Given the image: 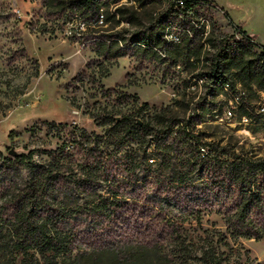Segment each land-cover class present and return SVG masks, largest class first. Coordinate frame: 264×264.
<instances>
[{"label": "rangeland", "instance_id": "374dc122", "mask_svg": "<svg viewBox=\"0 0 264 264\" xmlns=\"http://www.w3.org/2000/svg\"><path fill=\"white\" fill-rule=\"evenodd\" d=\"M122 3L128 11H137L141 23L118 17L121 21L110 22L100 34L122 33L130 38L142 24L158 20L170 8L169 0H154L146 7L137 0ZM199 5L202 20L211 23L220 37L233 34V24L241 25L264 46V0H201ZM65 13L50 14L41 0H0V184L23 187L30 182L31 170L16 162L17 154L33 156L38 164L55 162L63 178L57 194L70 212L62 226L88 231L102 222L90 212L92 199L96 203L112 199V191L120 190L132 175H146L145 147L111 131L104 118L134 116L146 121L165 109L181 119L195 116L190 128L206 144L207 152L193 142L191 156L264 157V113H256L264 101L262 92L250 94L240 85L231 91L213 88L209 92L206 77H198L206 62L196 68L179 67L168 56L129 53L107 58L97 52L93 38L69 37ZM178 22L168 18V23ZM232 90L246 93L247 120L241 116L242 106L226 116ZM204 96L210 103H199ZM203 111H209L206 121L198 123ZM91 148L104 152L107 173L92 193H84L76 182L95 170L85 158ZM148 153L158 159L154 146ZM4 201L0 194V204ZM166 207L165 215L177 222L180 242L193 251L188 257L176 254L178 264H203L198 257L207 247L215 249L221 264H264V237L235 238L219 207L199 214ZM164 230L161 238L173 248L176 234ZM23 257L20 254L19 260Z\"/></svg>", "mask_w": 264, "mask_h": 264}, {"label": "trees", "instance_id": "16d2710c", "mask_svg": "<svg viewBox=\"0 0 264 264\" xmlns=\"http://www.w3.org/2000/svg\"><path fill=\"white\" fill-rule=\"evenodd\" d=\"M137 1L140 7H146L154 0ZM184 1L183 7L177 6L176 0H169L166 15L148 25L142 24L130 38L122 33L100 34L105 27L97 26L101 13H105L107 26L112 21H139L137 11H128L122 0L41 3L50 14L68 12L63 19L65 25L73 22L79 27L85 22V39L93 38L97 52L107 58L129 53L168 56L175 65L196 68L206 62V70L198 77H206L204 85L209 92L213 88L225 90L226 86L235 90L240 85L250 94L264 93V46L241 25L233 24V34L220 37L211 23L202 21L201 0ZM169 17L178 20L177 25L168 23ZM171 34L180 35L181 42L170 40ZM203 102L210 103L209 97L204 96L199 103ZM245 106L242 117L250 116V109ZM208 112L198 115V123L206 121ZM193 119H181L171 109L156 111L146 121L134 116L104 118L105 125H112L111 131L145 147L146 175H132L129 182L119 186L120 190L112 191V199L100 196L98 203L92 199L90 212L102 222L88 227V231H70L62 226L70 212L68 204L57 194L63 178L53 166L55 162L38 164L33 156L17 154L16 162L29 168L32 177L23 187H13L12 182L0 184V194L5 196L0 204V264H178L176 254L188 257L193 251L180 242L177 222L165 215L166 206L183 214H199L217 206L225 214L235 238L262 239L264 157L223 158L205 153L191 156L193 142L206 145L191 131ZM152 146L157 160L148 153ZM85 158L95 170L76 183L84 193H92L102 174L107 173V158L99 148H91ZM110 176L106 175L107 179ZM166 228L176 234L173 248L161 238ZM20 254L24 255L21 260ZM198 258L203 264L222 263L213 247L204 248Z\"/></svg>", "mask_w": 264, "mask_h": 264}, {"label": "built area", "instance_id": "2783aa9c", "mask_svg": "<svg viewBox=\"0 0 264 264\" xmlns=\"http://www.w3.org/2000/svg\"><path fill=\"white\" fill-rule=\"evenodd\" d=\"M176 2H177V6H185V1L184 0H176ZM202 21L206 22L204 20H202ZM97 26L98 27H106L107 26L106 16L104 15V13L99 15L98 25ZM66 29L69 32V37L75 38L77 40H85V36H84V32H83L84 30H86V23L85 22H81L79 27L74 25L73 22H68V23H66ZM238 37H240V36H238ZM172 40L175 41V42H178V43L181 42L180 35L173 34L172 35ZM177 66L182 67L181 64H179ZM245 95H246L245 92H242V91L239 90L238 99H230V101H229L230 105L226 108V116H230V117L233 116V114L235 112V108L237 106L241 107V105H244L243 104V99H244ZM262 97H263V100H264V94H262ZM256 113H258V114L264 113V101L259 104V107L257 108ZM200 148H202V150L204 152H207V150L205 148V145H200ZM150 161L153 162L154 160L150 159Z\"/></svg>", "mask_w": 264, "mask_h": 264}, {"label": "bare ground", "instance_id": "6f19581e", "mask_svg": "<svg viewBox=\"0 0 264 264\" xmlns=\"http://www.w3.org/2000/svg\"><path fill=\"white\" fill-rule=\"evenodd\" d=\"M102 14V13H101ZM100 14V15H101ZM105 15V13H104ZM172 36V35H171ZM240 39V37H238ZM228 91H231L230 87L229 86H226L225 87ZM264 94V93H263ZM239 97V91H236L235 93H233V90H232V98L231 99H238ZM241 106H244V105H241ZM245 120H247L248 116H244L243 117ZM154 160V159H153Z\"/></svg>", "mask_w": 264, "mask_h": 264}, {"label": "water", "instance_id": "95a60500", "mask_svg": "<svg viewBox=\"0 0 264 264\" xmlns=\"http://www.w3.org/2000/svg\"><path fill=\"white\" fill-rule=\"evenodd\" d=\"M140 123H142L141 121H139ZM12 153H14V152H12Z\"/></svg>", "mask_w": 264, "mask_h": 264}, {"label": "crops", "instance_id": "0c3cea01", "mask_svg": "<svg viewBox=\"0 0 264 264\" xmlns=\"http://www.w3.org/2000/svg\"><path fill=\"white\" fill-rule=\"evenodd\" d=\"M258 35V34H257Z\"/></svg>", "mask_w": 264, "mask_h": 264}]
</instances>
